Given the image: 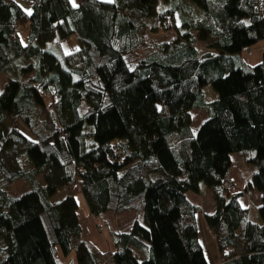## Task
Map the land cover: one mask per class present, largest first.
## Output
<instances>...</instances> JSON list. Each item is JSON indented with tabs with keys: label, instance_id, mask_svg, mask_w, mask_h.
Returning a JSON list of instances; mask_svg holds the SVG:
<instances>
[{
	"label": "trees",
	"instance_id": "16d2710c",
	"mask_svg": "<svg viewBox=\"0 0 264 264\" xmlns=\"http://www.w3.org/2000/svg\"><path fill=\"white\" fill-rule=\"evenodd\" d=\"M263 39L264 0H0V264H209L199 212L222 264H264V49L248 58ZM232 155L253 166L241 191L224 186ZM205 189L211 212L187 195ZM77 192L95 217L140 219L103 252Z\"/></svg>",
	"mask_w": 264,
	"mask_h": 264
},
{
	"label": "rangeland",
	"instance_id": "374dc122",
	"mask_svg": "<svg viewBox=\"0 0 264 264\" xmlns=\"http://www.w3.org/2000/svg\"><path fill=\"white\" fill-rule=\"evenodd\" d=\"M19 1L22 2V0H19ZM70 2L74 4L77 2V0H70ZM173 35H174L173 30H168V31L161 30L155 33L147 31L145 33V39L147 42H153V41L161 42L163 40H169ZM56 41L58 40L56 39ZM51 43L52 42L46 43V45L49 46L51 45ZM61 44L67 52H71L77 49L79 42L76 36L72 34L64 38ZM139 51L127 52L123 54L124 59L129 68L133 67L134 64L136 63L138 54L140 53ZM256 53H259V52H256ZM71 61L72 63H74L73 59H71ZM249 61H250V55H249ZM4 81H5V77L0 76V91H2L3 89ZM205 89L207 90L208 94L214 93L210 85H206ZM191 116H192L191 126L193 129H196L198 124L205 117L204 111L201 109H193L191 111ZM5 123L8 124L9 120H6ZM18 126L24 134L31 136V132L24 124L20 123ZM238 159H239V162H236V163L237 164L242 163L241 165H238V167L241 171V174L243 175L244 160L240 156H238ZM15 186L19 190L21 189L19 182ZM235 187L236 185L234 183L233 186L228 189L233 191ZM62 194H64V189H61L60 191H58L57 194H55L52 197V199L55 200L59 198ZM187 195L192 200H195V201L197 200V198H195L196 195L194 193L188 192ZM201 197L203 200H205L203 203L204 207H207L208 205L207 202L209 200L204 199L205 195H202ZM75 199L77 201V217H78L79 222L83 226L84 238L87 239L89 242L93 243L99 250L103 252H106V251L108 252L110 232H112L113 230L127 231L131 227V224L134 218L140 219V213H135L134 211H125L117 215H113L112 213L105 211L99 214L97 217H95L94 215L89 213L85 199L80 192H77L75 194ZM197 230H198V237L201 242V245H202V248H203V251H204V254H205V257L208 263L209 264H222L223 260L217 254L215 241L211 235L210 230L206 226V223L203 217V212H199L197 214ZM60 260L62 261L68 260L66 261L67 263L72 260L74 261L73 253H70V255L67 256L66 258H64L63 256H60Z\"/></svg>",
	"mask_w": 264,
	"mask_h": 264
},
{
	"label": "crops",
	"instance_id": "0c3cea01",
	"mask_svg": "<svg viewBox=\"0 0 264 264\" xmlns=\"http://www.w3.org/2000/svg\"><path fill=\"white\" fill-rule=\"evenodd\" d=\"M263 49H264V39L258 41L251 48L250 63H256L260 60L261 51ZM256 52H259V53H256ZM244 55H246V54H244ZM234 158H236L235 155H232V165L227 172V177L232 179L236 185V187L233 191H241L244 188V184H245L246 180H248L252 174L253 166L251 164L243 162V175H242L241 171L238 167V165H241L242 163L237 164L236 162H239V159L238 158L234 159ZM62 189H64V188H62ZM60 190L61 189H59L58 191H60ZM57 192H56V194H57ZM64 195H65V190H64V194H62L59 198H57L55 200H59V199L63 198ZM202 195H205L204 199L209 200L207 202L208 203L207 207H204L203 203L205 200L202 199V197H201ZM197 199H198V202L200 204H202L203 211H206V212L213 211L214 202L211 198V193L208 189L203 190L202 193L197 196ZM238 200H239V204L243 208H247L250 211L252 217H254V218L257 217V208L262 203V193L260 191L249 190V191L243 192V194L241 196H239ZM249 208H251V209H249Z\"/></svg>",
	"mask_w": 264,
	"mask_h": 264
},
{
	"label": "built area",
	"instance_id": "2783aa9c",
	"mask_svg": "<svg viewBox=\"0 0 264 264\" xmlns=\"http://www.w3.org/2000/svg\"><path fill=\"white\" fill-rule=\"evenodd\" d=\"M248 54H250V50H248ZM233 184H234L233 181L230 180V179H226V180L224 181V186H225L226 188H230V187H232Z\"/></svg>",
	"mask_w": 264,
	"mask_h": 264
}]
</instances>
